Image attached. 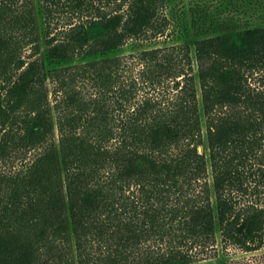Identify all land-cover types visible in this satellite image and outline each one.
Instances as JSON below:
<instances>
[{
    "label": "trees",
    "instance_id": "trees-1",
    "mask_svg": "<svg viewBox=\"0 0 264 264\" xmlns=\"http://www.w3.org/2000/svg\"><path fill=\"white\" fill-rule=\"evenodd\" d=\"M165 1L41 0L46 56L95 53L87 50L86 22L54 27L57 12L95 17L106 53L162 33ZM39 39L34 0H0L1 123L10 127L17 113L34 111L17 133L6 130L0 156L53 131L44 64L24 57ZM194 54L200 101L186 43L138 53L151 86L171 79L164 100L132 101L135 83L119 82L124 56L82 66L56 105L58 157L49 149L8 187L0 178V264H198L215 250L217 229L223 246L246 253L264 246V26L238 40H196ZM201 106L208 159L198 151ZM236 107L244 118L219 112ZM180 144L174 157H160ZM250 189L257 199L244 198Z\"/></svg>",
    "mask_w": 264,
    "mask_h": 264
},
{
    "label": "rangeland",
    "instance_id": "rangeland-1",
    "mask_svg": "<svg viewBox=\"0 0 264 264\" xmlns=\"http://www.w3.org/2000/svg\"><path fill=\"white\" fill-rule=\"evenodd\" d=\"M34 3L37 12L40 39L36 47L28 46L25 49L24 57L27 61L39 59L44 64V73L46 77L43 91L47 98L46 108L50 111L53 131L44 142L23 147L8 148L6 152L0 156V178L7 184L6 187L24 176L26 170L31 165L41 160L49 149H53L55 155L58 157L59 140L62 132L58 125L56 105L61 97H64L67 85L77 75H80L81 68L85 64L92 61H99L102 58L124 56L126 65L120 72L121 78L119 82L124 84L135 83L134 88L132 86L133 90H131L133 95L132 101L138 102L145 97H155L158 100H164L169 96L168 90L172 83L171 79L168 78L161 86H151L148 81L141 76L142 65H140L138 53L143 50L165 48L186 43L189 44L191 48L193 74L196 78L197 95L200 101L201 88L198 80L199 66L194 54V44L196 40L222 34H229L234 40H238L245 30L264 26V0H166L160 10L161 15L166 18V26L162 33L156 36L144 37L143 39H133L115 51L102 53L100 50L104 32L100 25L96 23L95 17L90 16L81 19L79 14L57 12L52 20L54 27H66L71 20L74 22H86L92 38L87 50H92L95 53L92 56H85L83 53H79L71 59L53 60L48 59L46 56L47 45L45 44L46 38L41 0H34ZM98 69V66H95L91 69L92 73L97 72ZM185 70L188 73L191 72L188 66ZM1 93L2 91L0 89V104H2ZM220 110L219 112L232 114L233 117L235 116L238 118H244L246 113H248H245L242 107L222 108ZM32 112L34 111L31 108H27L17 113L15 121L10 127H8V125H2L0 119V139L5 137L7 129H9L8 133L10 131H15V133H17L24 120L28 118ZM200 114L202 118L201 133L204 142L198 145V151L204 153L208 159L209 150L206 144L208 119L203 113L202 106L200 107ZM76 132L79 131L77 130ZM8 133L6 137L10 136ZM112 144V142H108L105 144V147L111 148ZM183 149L184 144H180L166 153L160 154V157L163 159L172 158ZM207 180L212 183V170L209 161ZM251 189L244 195V198L247 200L257 199V197L251 193ZM211 199L213 204H215L214 192L211 195ZM202 256L204 259L198 264H264V246L255 253H246L232 245L223 246L220 231L217 229L215 250H211L207 255ZM238 260L241 262H236Z\"/></svg>",
    "mask_w": 264,
    "mask_h": 264
}]
</instances>
